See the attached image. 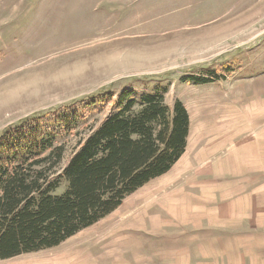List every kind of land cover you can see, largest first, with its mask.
<instances>
[{
	"label": "rangeland",
	"instance_id": "rangeland-1",
	"mask_svg": "<svg viewBox=\"0 0 264 264\" xmlns=\"http://www.w3.org/2000/svg\"><path fill=\"white\" fill-rule=\"evenodd\" d=\"M102 88L182 101L185 152L93 225L0 264H264V0H0V131L77 116L43 174L107 114L82 106Z\"/></svg>",
	"mask_w": 264,
	"mask_h": 264
},
{
	"label": "trees",
	"instance_id": "trees-1",
	"mask_svg": "<svg viewBox=\"0 0 264 264\" xmlns=\"http://www.w3.org/2000/svg\"><path fill=\"white\" fill-rule=\"evenodd\" d=\"M95 104L110 107L64 160L60 174L42 169L49 159L52 167L63 159L64 143L57 142L75 130V112L54 115V124L44 120L50 110H40L0 131L1 259L59 245L167 173L185 152L190 118L182 101L170 108L158 91L138 100L132 89L113 94L102 88L82 106Z\"/></svg>",
	"mask_w": 264,
	"mask_h": 264
}]
</instances>
